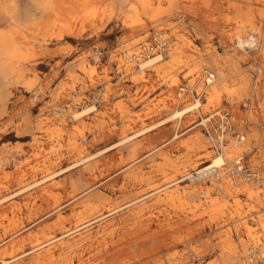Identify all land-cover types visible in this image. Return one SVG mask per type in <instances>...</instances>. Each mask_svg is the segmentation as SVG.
Returning a JSON list of instances; mask_svg holds the SVG:
<instances>
[{
    "label": "rangeland",
    "instance_id": "374dc122",
    "mask_svg": "<svg viewBox=\"0 0 264 264\" xmlns=\"http://www.w3.org/2000/svg\"><path fill=\"white\" fill-rule=\"evenodd\" d=\"M194 1L175 0L173 12L157 19L140 10L132 22L128 11L140 8L137 0H115L111 14L100 8L86 15L81 39L46 51L38 80L56 75L30 113L40 124L37 157L28 155L30 137L19 139L21 194L0 201V264H264V22L255 33L259 45L246 48L230 37L234 21L225 5ZM158 31L169 39L163 60L143 64L156 53L139 56L140 46ZM63 45L71 49L61 56ZM175 46L182 53L172 64ZM199 52L235 54L249 78L241 96L230 101L222 93L210 104L209 88L199 99L177 97L203 70L216 75L211 63L188 69L183 56ZM190 104L180 117L168 116ZM218 107L228 109L232 132L245 136L235 155L260 181L230 171L194 182L183 177L222 153L205 132ZM15 141H0V148ZM244 184L258 194L249 197Z\"/></svg>",
    "mask_w": 264,
    "mask_h": 264
},
{
    "label": "bare ground",
    "instance_id": "6f19581e",
    "mask_svg": "<svg viewBox=\"0 0 264 264\" xmlns=\"http://www.w3.org/2000/svg\"><path fill=\"white\" fill-rule=\"evenodd\" d=\"M97 1L96 3H93L91 0H22L21 3H18L17 0H0V141L17 140L11 145L9 142L8 144H5L3 148H0V201L16 198L22 191V162L20 161V155H24V149L22 144L19 143V139L24 136H29L30 154L28 155H30V157L31 155L37 157L35 148L39 141L40 124L34 117V119L31 118L30 113L38 104L37 100L39 93L43 92L46 87L50 85L52 79L56 75L55 74L53 77L43 76L42 81L38 80L40 79L39 68L42 65L41 59L46 55V51L50 46L65 44L73 37L81 39L84 34L83 24L86 21L87 14L94 15L100 8L103 12L108 11V14L113 12L115 0L102 4V6L97 5ZM153 1L154 0H137L140 8L134 4L131 5V11H128L131 12V14H129L132 18L131 21H140L141 11L150 15L151 18L157 19L164 14L172 13L174 10L175 0H168L165 7H163L165 4L162 5L163 0H156L157 5H155ZM210 1L211 0H198L199 6L208 8ZM213 1L217 4L225 5L229 11V13L226 12L228 14V19L234 21V27L230 36L231 38L236 39L239 45L246 44V48L247 44L257 43L255 33L262 28L261 25L264 22V0ZM191 2L192 4L195 3L194 0H191ZM192 6L193 5L190 7ZM157 33H162L163 37L169 42L166 34L162 31H158ZM183 35H181V37ZM168 42L164 48L153 49L149 54L156 53L157 55L155 54V57L153 58L149 57L150 60H145L146 62L143 64L163 60L162 54L167 49ZM184 42L186 43V41ZM70 49L69 45H63L58 49V54L61 56L67 55ZM262 50L264 51V44ZM128 52L126 53L128 54ZM175 53L180 54L182 51L177 46L172 49L169 54L171 57L169 62L172 64L179 62L181 59L180 55L175 56ZM234 55L226 58L221 57L222 59L219 58L220 56L218 57L215 55V53L204 54L199 52L193 57L183 56L184 62L190 66L188 69L192 72L200 69L203 65L208 63L215 65L216 75L211 70V72L214 73L215 78L208 87V90L210 88V92L209 95L206 96L207 101L210 102V104L213 101L220 100L222 93H225L226 96L228 95L230 97L229 100L231 101V98L241 96L248 87L249 78L244 74L242 69H240L237 63L238 61ZM263 66L261 65L262 68ZM81 67L84 69L83 64ZM199 75L196 76V78H198ZM229 78H232V85L228 83ZM172 80L175 81V78ZM20 88H26V91H28L30 95L25 97ZM47 106H51L50 103ZM190 109L191 104L182 107L181 109H174L168 116L171 118L180 117ZM25 111L28 113L26 121L23 119L24 116L22 117V114ZM159 121L161 122V120ZM241 136L240 141L232 140L226 149L225 147L222 149L221 154L228 153L227 155L229 157H227L226 160H223L220 156L221 154H218L219 156L217 155L216 158H213V162L210 165H207L194 173H186L183 177L189 178L191 182H194L200 178L206 176L209 177V175H215L217 173L223 175L227 171H231V168L235 165V159L240 156L235 154L241 152L244 147L242 144H239L245 140V136ZM243 186H245L244 189L247 191L249 197L258 194L256 189L246 187V184ZM242 263L249 264L247 260H242Z\"/></svg>",
    "mask_w": 264,
    "mask_h": 264
},
{
    "label": "built area",
    "instance_id": "2783aa9c",
    "mask_svg": "<svg viewBox=\"0 0 264 264\" xmlns=\"http://www.w3.org/2000/svg\"><path fill=\"white\" fill-rule=\"evenodd\" d=\"M167 42L168 40L163 37L162 33H154L150 41L141 44L139 56L148 55L153 49L164 48ZM214 78L215 76L213 72L207 69L203 70L199 77L196 78L195 84L186 83L179 87L177 90V97L179 99L190 95L196 97L197 99L203 97ZM196 82L201 83L199 90H195L193 88L196 86ZM215 120L217 121V125L213 123ZM218 129H220V132H218ZM232 131L233 124L231 115L227 108L218 107L208 113L205 123V132L207 134L208 141L211 143L213 149H215L218 153L222 152V149L229 141H240L242 134L234 133ZM230 172L245 180H261V178L257 177L256 171L251 170L245 165L241 155L235 159V165L231 168Z\"/></svg>",
    "mask_w": 264,
    "mask_h": 264
}]
</instances>
